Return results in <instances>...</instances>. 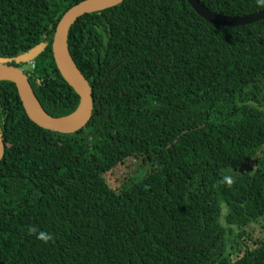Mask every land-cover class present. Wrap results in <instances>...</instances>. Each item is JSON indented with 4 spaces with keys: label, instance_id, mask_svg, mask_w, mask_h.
I'll return each mask as SVG.
<instances>
[{
    "label": "trees",
    "instance_id": "trees-1",
    "mask_svg": "<svg viewBox=\"0 0 264 264\" xmlns=\"http://www.w3.org/2000/svg\"><path fill=\"white\" fill-rule=\"evenodd\" d=\"M84 1L0 0V63L54 118L80 105L52 45ZM68 47L94 96L78 133L33 123L0 80V264H264V20L219 27L188 0H125L80 18ZM226 174L235 184L217 186Z\"/></svg>",
    "mask_w": 264,
    "mask_h": 264
},
{
    "label": "water",
    "instance_id": "water-1",
    "mask_svg": "<svg viewBox=\"0 0 264 264\" xmlns=\"http://www.w3.org/2000/svg\"><path fill=\"white\" fill-rule=\"evenodd\" d=\"M124 2L125 0H86L66 12L57 26L52 45L54 60L64 80L80 97L78 110L69 117L54 118L47 114L39 104L25 71L0 63V80H7L16 85L24 110L33 123L42 129L63 135L78 133L89 124L94 113L93 90L71 58L68 47L69 34L80 18L115 8ZM188 2L201 18L219 27H240L264 20V11L245 17L229 18L211 12L199 0ZM5 153L6 148L0 138V164Z\"/></svg>",
    "mask_w": 264,
    "mask_h": 264
},
{
    "label": "clouds",
    "instance_id": "clouds-1",
    "mask_svg": "<svg viewBox=\"0 0 264 264\" xmlns=\"http://www.w3.org/2000/svg\"><path fill=\"white\" fill-rule=\"evenodd\" d=\"M256 4L259 8L264 9V0H256ZM235 179L231 175H224L220 181L217 182V186L220 184L227 185L231 187L235 184ZM147 188V186H146ZM29 234L35 235L36 239L42 241L44 244H48L49 242L55 243L54 236L51 233L41 231L35 226H29L28 228Z\"/></svg>",
    "mask_w": 264,
    "mask_h": 264
},
{
    "label": "rangeland",
    "instance_id": "rangeland-1",
    "mask_svg": "<svg viewBox=\"0 0 264 264\" xmlns=\"http://www.w3.org/2000/svg\"><path fill=\"white\" fill-rule=\"evenodd\" d=\"M27 68H31V66L29 65ZM24 69H26V68H24ZM134 169H135V167L134 166H132ZM225 212V211H224ZM223 223L226 225V222H225V220L223 219ZM257 231H258V233H259V231H261L262 233H264V221L262 220L261 222H260V224L258 225V227H257Z\"/></svg>",
    "mask_w": 264,
    "mask_h": 264
},
{
    "label": "built area",
    "instance_id": "built-area-1",
    "mask_svg": "<svg viewBox=\"0 0 264 264\" xmlns=\"http://www.w3.org/2000/svg\"><path fill=\"white\" fill-rule=\"evenodd\" d=\"M31 66H32V68H34V67H35V66H34V63H32Z\"/></svg>",
    "mask_w": 264,
    "mask_h": 264
}]
</instances>
